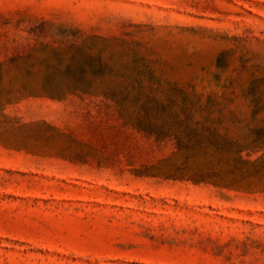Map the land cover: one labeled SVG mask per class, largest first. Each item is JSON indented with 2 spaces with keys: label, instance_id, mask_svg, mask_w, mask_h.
<instances>
[{
  "label": "rangeland",
  "instance_id": "rangeland-1",
  "mask_svg": "<svg viewBox=\"0 0 264 264\" xmlns=\"http://www.w3.org/2000/svg\"><path fill=\"white\" fill-rule=\"evenodd\" d=\"M0 264H264V0H0Z\"/></svg>",
  "mask_w": 264,
  "mask_h": 264
}]
</instances>
